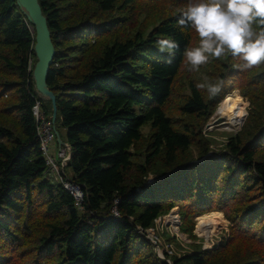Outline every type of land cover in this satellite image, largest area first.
Segmentation results:
<instances>
[{"label":"trees","instance_id":"obj_1","mask_svg":"<svg viewBox=\"0 0 264 264\" xmlns=\"http://www.w3.org/2000/svg\"><path fill=\"white\" fill-rule=\"evenodd\" d=\"M144 1L146 13L138 0H38L55 49L46 83L71 151L70 181L83 192L79 211L47 178L39 150L32 108L38 99L49 118L52 111L35 91V32L15 0H0V89L16 93L0 102V264H264V62L242 70L226 54L190 71L183 52L199 38L178 25L188 0ZM160 38L178 45L172 55ZM221 67L219 79L210 74ZM205 71L228 85L211 108L190 78ZM235 89L247 97V120L212 152L205 123ZM115 201L119 218L109 219ZM175 208L180 232L194 238L185 228L191 216L223 211L233 224L228 239L158 257L136 229Z\"/></svg>","mask_w":264,"mask_h":264},{"label":"clouds","instance_id":"obj_2","mask_svg":"<svg viewBox=\"0 0 264 264\" xmlns=\"http://www.w3.org/2000/svg\"><path fill=\"white\" fill-rule=\"evenodd\" d=\"M178 25L191 28L199 38L197 46L183 52L184 63L190 71L219 59L226 54L241 61L239 67L248 70L264 62V0H188L180 10ZM161 51L172 55L178 45L170 39H157ZM223 81L213 82L208 76L196 84L217 96Z\"/></svg>","mask_w":264,"mask_h":264},{"label":"rangeland","instance_id":"obj_3","mask_svg":"<svg viewBox=\"0 0 264 264\" xmlns=\"http://www.w3.org/2000/svg\"><path fill=\"white\" fill-rule=\"evenodd\" d=\"M162 3V2H161ZM174 5L177 4V2L175 1L173 3ZM139 5V10H141L143 13H146L145 11V1L144 0H138L137 6ZM137 6L135 8V10H137ZM135 15H132V17H134ZM143 20H148L147 18H143V17H139L138 18V22H142ZM137 21L132 22L129 26H127V28L125 30H123V32H126L128 29H135V23ZM150 29V28H149ZM194 36V35H193ZM192 46H197V45H193ZM36 59V58H35ZM35 66V65H34ZM211 70V69H209ZM208 71L202 72V73H190V78H195L199 81L202 82V78L204 76H207ZM216 74L218 76H220V73H222V67L220 70H211L210 74ZM226 82V81H224ZM244 82H234V86H240L241 84H243ZM228 85L226 86V84L224 83V88H227ZM187 88V76L181 74L180 76V83H179V88H178V93L179 94H183L184 92H186ZM223 91V90H222ZM235 92V98L238 99V103L241 104V119L239 122V125L237 126V128L235 130H232L231 132H226L224 130H220V128H218V125L220 124V120L219 119H215L216 116V111L217 108L219 107V105L229 97L230 94ZM221 93V92H220ZM220 93L215 96V97H210L208 95V98H211V101H213L211 104H209L210 108L211 106L218 100ZM5 94H6V98L5 99ZM16 96V93L13 90H7V91H3L2 89H0V102H4V101H8L10 102L14 97ZM226 97L223 99V101H221V103L214 108V113L213 115L210 117V119L205 123L204 126V130H203V135L205 136V138H208L210 140V149L212 152H218L225 144H227V142L229 141V138L232 136H236L237 133H239L242 129V127L245 125V122L247 120V116H248V100L247 97L244 96V94L239 90V89H235L233 91H231V93L225 95ZM175 102L173 103V106H175ZM264 105V104H263ZM246 112V115H245ZM8 122L12 123L13 125H16V123L14 122V120H12L11 118H9L7 116V114H5V124H7ZM55 127V132L58 134V136H60V138H62L64 140L65 138V134H64V128L61 126L59 119L56 121V123L54 124ZM144 130V134L147 137V133L149 132V127L145 126L144 129H142V131ZM147 132V133H146ZM210 154V153H209ZM196 153H193V159H195L196 162L202 161L203 159H197ZM60 169L61 166L59 165ZM64 170V175L70 179L71 178V170L67 167V164L64 165L63 167ZM46 176L47 178H49L53 183L58 184L59 183V178L58 176H56L54 173L47 171L46 172ZM219 212H217V210H214V212H208L205 214H197L195 216H191L188 220L187 223H185V228L186 230L190 231L191 229L192 231V235H195V238L192 237L189 233H184V232H180V228H181V219L179 216V210L177 208L173 209L168 215L164 216V217H160L157 222L154 224V227L150 229V232L153 234V236L157 237L159 240V244H158V252H155L158 257H163L162 255V251L161 249L165 250L168 254L171 255V253H177L179 254L180 252H182L184 249L185 250H190L191 247L189 245H191L193 242L195 245H197L199 248L201 247L202 250L204 251H208L212 248H214L216 245L220 244V242L222 240H224V238L228 239L229 237V233H230V229L232 228L233 224L227 219L225 213L221 210H218ZM222 212V213H221ZM215 215H218L219 218H216L213 222L209 223V225L206 229H202L201 232L198 231V219L199 218H211L214 217ZM193 223V224H192ZM175 228V229H174ZM170 237H173L175 239V241L170 240ZM150 238H152L150 236ZM171 242V244L167 243V242ZM153 245V244H152ZM154 246V245H153ZM182 250V251H181Z\"/></svg>","mask_w":264,"mask_h":264},{"label":"built area","instance_id":"obj_4","mask_svg":"<svg viewBox=\"0 0 264 264\" xmlns=\"http://www.w3.org/2000/svg\"><path fill=\"white\" fill-rule=\"evenodd\" d=\"M32 115L35 121L36 134L39 141V150L41 151L47 171H50L58 176L59 183L62 184L63 188L73 196L74 206L76 209L79 211H84L85 208L83 206V192L81 187L75 183H72V181H70V179L66 178L64 175L63 167L69 158L68 149L62 145H58L57 147L55 142L56 137L54 124L52 123L51 118L47 116L42 102L38 99L32 108ZM59 165L62 169H60ZM152 182V177L147 179V184H151ZM91 215L95 216L96 214L93 212ZM110 218H119V213L116 208V201L115 205L110 209L109 219ZM158 219H156L154 223H156ZM136 231L139 234H144L154 246L159 244L158 238L153 236V234L150 232V229L145 230L137 227ZM150 236L152 238H150Z\"/></svg>","mask_w":264,"mask_h":264},{"label":"water","instance_id":"obj_5","mask_svg":"<svg viewBox=\"0 0 264 264\" xmlns=\"http://www.w3.org/2000/svg\"><path fill=\"white\" fill-rule=\"evenodd\" d=\"M15 1L20 12L25 16L27 22L31 25L35 32L34 55L36 63L32 71L35 91L40 98L51 103V121L55 124L57 116L56 99L53 92H51L47 87L46 83L48 72L55 55V49L51 40L50 31L48 29L47 19L41 11L38 0ZM55 137L59 145L68 149L69 158L67 160H69L71 156L69 145L67 143H63L56 132ZM154 251H159L158 245L154 246Z\"/></svg>","mask_w":264,"mask_h":264},{"label":"bare ground","instance_id":"obj_6","mask_svg":"<svg viewBox=\"0 0 264 264\" xmlns=\"http://www.w3.org/2000/svg\"><path fill=\"white\" fill-rule=\"evenodd\" d=\"M235 96V92L230 94L229 97L225 99L217 108L215 119L220 120V124L218 125L220 130L231 132L239 125L242 111L241 104L238 103V99L235 98ZM216 218H219V216L215 215L214 217L205 219L199 218L197 221L198 231L201 232L202 229L209 228L207 227L209 223L213 222Z\"/></svg>","mask_w":264,"mask_h":264},{"label":"crops","instance_id":"obj_7","mask_svg":"<svg viewBox=\"0 0 264 264\" xmlns=\"http://www.w3.org/2000/svg\"><path fill=\"white\" fill-rule=\"evenodd\" d=\"M59 134V133H58ZM64 134H65V130H64ZM59 138H60V136H59ZM60 140L63 142V143H67L66 142V137L64 138V140L62 139V138H60ZM55 142H56V145H57V147H58V143H57V141L55 140Z\"/></svg>","mask_w":264,"mask_h":264}]
</instances>
